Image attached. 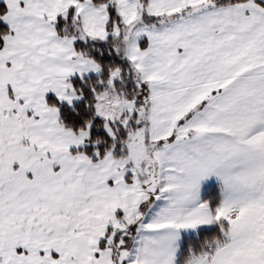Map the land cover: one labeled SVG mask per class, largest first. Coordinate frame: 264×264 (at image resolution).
<instances>
[{
    "label": "snow or ice",
    "instance_id": "6c2138e0",
    "mask_svg": "<svg viewBox=\"0 0 264 264\" xmlns=\"http://www.w3.org/2000/svg\"><path fill=\"white\" fill-rule=\"evenodd\" d=\"M0 264H264V0H0Z\"/></svg>",
    "mask_w": 264,
    "mask_h": 264
}]
</instances>
